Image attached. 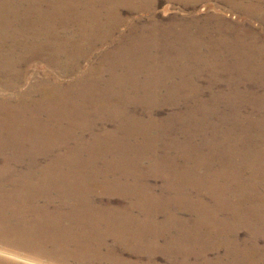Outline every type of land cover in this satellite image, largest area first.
<instances>
[{
    "label": "bare ground",
    "instance_id": "1",
    "mask_svg": "<svg viewBox=\"0 0 264 264\" xmlns=\"http://www.w3.org/2000/svg\"><path fill=\"white\" fill-rule=\"evenodd\" d=\"M222 1L244 17L160 19L158 0H0V264L32 263L13 251L264 264V0ZM224 73L234 96L211 92L208 105L198 79L215 87ZM246 86L258 89L249 101ZM180 97L194 103L184 122L153 118ZM238 99L253 110L239 114ZM172 160L164 192L150 189L144 171Z\"/></svg>",
    "mask_w": 264,
    "mask_h": 264
},
{
    "label": "rangeland",
    "instance_id": "2",
    "mask_svg": "<svg viewBox=\"0 0 264 264\" xmlns=\"http://www.w3.org/2000/svg\"><path fill=\"white\" fill-rule=\"evenodd\" d=\"M158 16L160 19H168L170 16H175V17H180L181 19H183L186 16H202V17H206L209 14H214L217 12V9H222V15L225 16L227 19L231 20V21H238L240 19H242L244 17V15L238 11H236L230 4H228L227 2L224 1H220V0H205L203 2L200 3H190V5H185L184 2H179V1H168V0H158ZM118 12L120 13V15L123 18H128V17H134L137 16L136 13L132 12V8L128 7V6H122L121 8H119ZM235 13V14H234ZM229 14V15H228ZM231 14V15H230ZM234 15H237V17H233ZM212 22V21H211ZM254 26L257 27L258 25L261 26V22L259 19H255L254 20ZM124 28V27H123ZM261 28V27H259ZM103 46H100L99 50H101ZM87 64V63H85ZM202 68H204V70L207 68L206 65H200ZM178 68V65H174L171 64V66L169 68L174 69ZM181 67H183L182 69V74H184V65H180V67L178 69H181ZM197 69V67H196ZM180 76V75H178ZM71 76L68 77V79ZM182 78V77H181ZM63 79H66L65 77ZM71 79V78H70ZM198 82L200 84V97L203 98V100H205L206 102H208V105H210L212 102V100L214 99V96L211 92H216V96L218 95H224V99H226V97H233L234 95H230L227 94L229 91H231L232 85L228 84L227 80H226V75L224 73V79L221 80V82L216 85L215 87L211 86L210 84V79L209 76L207 74H204L203 76H201L198 79ZM179 82L176 83V87L178 88L179 86ZM181 86V85H180ZM244 91H246L247 93L245 94V100H248L252 98V96L247 98V95L250 94L249 92H256L258 91V89L253 88V87H249L246 86L244 88H242ZM220 93H224V94H220ZM148 96L151 95H144L141 94L140 96H138V98H147ZM162 99H166L168 100V96L164 95L161 97ZM200 98V99H201ZM216 98V97H215ZM176 99H179L178 95H176ZM175 99V100H176ZM181 100V108H178L176 105H171L168 103H164V104H160V106H158L155 109L151 110V114L153 116L154 119L157 120H164L166 118H169L171 125L172 122L175 121V124L178 125L177 121H181L184 122V110L187 109L188 107L192 106V104H194L193 102L186 104L184 103V98L180 97ZM223 100V99H222ZM248 101H241L240 99H238V101L235 102L236 106L238 107V110L240 111L239 114L242 113H249L253 110V108L251 106H249V102ZM241 102H247L244 104H241ZM219 106L220 110H223L225 108V102L224 101H220L217 103ZM143 109H139L140 113L142 112ZM158 110V111H157ZM144 111V110H143ZM200 115V117H202L201 115H203L201 112L198 111V116ZM218 118V116H217ZM232 121H235L236 123H238L235 119H232ZM196 129H198L199 127L204 126L201 119L196 120ZM213 123L216 122V119L212 121ZM243 122V121H241ZM163 127V126H162ZM196 129L195 133H196ZM240 132L244 133L243 130H239ZM253 131H259L256 129H253ZM251 130V133L253 132ZM201 137V136H200ZM168 140V139H167ZM163 146V145H162ZM160 147V154L163 157H174L176 154V151L171 149L169 146H167V148H163ZM178 153V152H177ZM180 164H182V161H174L172 160V165L173 167L171 168V171H166V173H162V172H158L156 171L155 173H148L149 170H145L149 168V162H146V166L145 168H143L144 173L147 172V177H151L149 179V181L147 182V185L150 189H153L159 193H163L164 189H165V180L162 177H172L174 172H172V170H179ZM247 176V172L245 173ZM262 221V219H260ZM1 248V247H0ZM12 250H16L14 248H11ZM13 253L15 255H20L23 258H26L30 261H32L31 264H70L67 262H64L62 259L56 258V257H50L48 254H41V253H30V252H21V251H13ZM4 256V255H3ZM16 259V258H15ZM12 264V262H10ZM18 264H28V263H23V262H17Z\"/></svg>",
    "mask_w": 264,
    "mask_h": 264
}]
</instances>
